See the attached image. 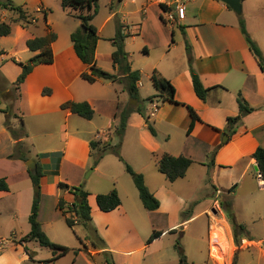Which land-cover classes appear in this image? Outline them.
Segmentation results:
<instances>
[{"label": "crops", "instance_id": "crops-1", "mask_svg": "<svg viewBox=\"0 0 264 264\" xmlns=\"http://www.w3.org/2000/svg\"><path fill=\"white\" fill-rule=\"evenodd\" d=\"M175 1L184 4L185 16L182 21L169 24L163 20V11ZM11 2L13 5L21 7L29 23L18 21L15 12L4 8L3 14L6 19L3 20V23L9 25L10 33L7 36H0V62L4 63L12 60L18 65V63H26L39 53L30 51L25 43L28 39L45 35L46 29L42 32L38 26L40 21L44 22L46 28L48 26L51 30L49 27L51 24L49 13L55 6H61V0H11ZM128 2L133 6L129 10H127ZM118 4L119 9L113 7L114 0H109L108 5L112 12L106 17L104 22L99 24V26L91 22L97 29L99 40L101 39L99 33L103 31L108 22L115 19L123 26V31L130 36L131 40H134V31L141 33L148 24H154L156 33L163 35L167 32L171 34L170 37L174 40L172 48L175 49L181 46L189 48L188 56L182 58L178 65L175 59L169 63H162L165 58H160L151 64L152 69L153 71L157 70L162 77L171 82L175 90V101L190 106L199 117L191 133L187 134L191 118L186 107L168 101L164 102L161 97H156L159 94L156 91V94L151 96L156 98L148 101V106L146 107L147 115L150 114V117L153 118L152 120L149 117V122L152 123L156 136L154 137L148 131V133L144 131L147 129L143 118L138 113H132L127 120L124 138L128 128L132 125L131 120H138V126L144 130L140 131L137 144L150 152L154 159V166L156 157H160L164 153L174 157L183 155L192 160L190 168L192 165L199 166L200 174L198 177L208 172V155L217 148L212 158L213 165L210 166L213 170L216 168H230L245 159L246 162L243 166L241 178L252 168L255 172V177H252L250 182H247L252 185L256 181L258 189L264 191V182L258 176L260 174L255 169L257 164L252 158L258 147L264 148V73L248 50L244 37L239 30L238 13H235L218 0H118ZM39 6L45 9V14L36 12ZM119 15L129 17L136 22L140 21L141 24H135L136 26L130 29ZM240 16L245 22L249 36L257 44L264 56V0L241 1ZM31 18L36 21L31 23ZM75 20L77 19L75 18ZM79 24L80 22L77 20V23L68 30L67 38L64 36L62 41L57 36L56 41L51 45L53 62L34 67L21 84L17 94L9 87L0 86V93L5 102H0V179H5L8 186V191H0V219L4 213L11 214L9 225L14 226L15 224L17 226L18 215L15 213L19 209L21 201L24 200L26 206L25 215L28 222L34 191L27 169L34 170L37 156L41 157L39 161L45 172V176L40 179L39 184L41 201H44L46 196L52 199L51 202L54 200L56 209L62 218L64 217L57 208L58 200L62 198L66 203L72 204L77 199L69 192L59 189V182L69 186H81L83 190L90 193L88 201L91 214L97 207L95 196L99 193H107L115 187L121 204L115 210L107 213L110 216V223L119 224L123 229L120 231L128 233L127 230H129L131 234L136 232V228L141 226L149 233L154 230L160 231L162 235L154 240L151 245L158 242L163 235L177 233L199 215H205L208 218L207 213L214 211V204L212 203L211 205V201H209V204H202L200 207L198 205L196 212L192 214L187 222L181 220L180 216L186 204L185 194L188 193L186 188L193 187L192 178L190 179L186 174L177 181L169 182L164 175L158 172L156 166V171H152L148 164H144L141 170L136 171L143 175L148 190L159 201V208L155 211H147L143 208L139 201L140 199L138 200V191L133 181L131 180L130 182L127 177H123L122 183H120L118 176L112 173L107 179H95L93 186L88 188L85 183L82 186V175L79 177L78 173H76L73 178L64 176L66 163L72 165L77 172L85 169L88 159L93 164L92 157H90V140L113 143L112 134L108 132L109 128L107 127L105 132L96 130L97 127L95 126L96 123H93V118L96 114H99L104 121L109 122V127H114L117 124L116 122H118L116 114L124 107L123 104L125 103L122 99L113 100L107 93L105 87L115 82L98 80L94 84H89L81 78V74L87 72L89 67L83 64L76 56L70 40V34L74 31L72 29L76 30ZM137 25H140L139 28H137ZM5 39H9L10 48L3 41ZM99 40L96 46L95 61L96 66L103 70L104 66L100 62V54L98 53ZM110 43V50L106 54L107 61L111 65L113 72H115L114 74L119 75L118 68L112 64L111 54L114 47L111 41ZM142 45L144 55L149 57L150 49L145 39ZM125 46L124 44V50L126 49ZM125 52L128 53L127 50ZM128 56L131 69L136 70L131 64L129 53ZM189 62H191L192 67L198 73L203 86L210 88L206 101L200 100L194 93L188 70ZM140 70L138 71L141 74ZM20 71L21 67L19 66L17 77L21 73ZM138 87H143L141 80ZM44 90L49 92L44 94ZM238 94L254 111L242 118V126L238 128L241 131L237 133V129L236 134L231 137L227 134L228 138L226 139L227 118L238 114ZM8 101L10 102L8 103ZM67 101H85L89 103L94 110L93 118L85 120L76 114L62 110L61 105ZM9 105L12 106L11 110H8ZM152 108H156L155 113L150 111ZM7 118L13 128H18L19 119H22L25 133L27 134L26 140L31 131L37 132L35 135H41L46 139L52 134L53 127H50V124L63 120V125H61L62 127L60 126L63 148L58 152L43 151L37 154L32 152L29 145V160H32L33 163L30 164L31 168L27 167L29 160L24 162L12 156L14 155L16 141L4 126ZM11 118L14 119V122H12ZM76 118H81L87 123L82 124V121ZM179 118L184 120L182 124L179 123ZM73 123H76L77 126H73ZM82 125L84 126L83 128H81ZM179 132L185 133L184 140H179L177 145L173 147V139L179 135ZM143 139L152 146L145 145L144 147ZM26 140L24 138L21 141L25 142ZM223 140H225L224 143H222ZM75 146L81 148L82 151L79 154L75 152ZM107 155L94 167L95 170L106 160ZM106 182H109V184ZM260 185L261 187H259ZM12 186L16 187L15 191H12ZM96 186L98 190H93L92 194L90 191H92V187ZM233 189L234 186L231 183L228 191L232 192ZM215 191L216 195L221 193L219 190ZM262 206L264 208V199ZM38 221L42 228L41 210L38 212ZM50 221L47 223V227L53 229L55 221L52 219ZM163 224L166 225L163 226ZM29 231L30 225L28 222L25 230L13 233L11 247H18L19 249L14 251L21 252L14 264H20L25 261L32 264H46L44 261L51 259L52 255L48 259H35L34 257L40 251L36 242L16 243L27 235ZM1 240L2 238H0V264H2V260L7 254L3 252L5 246ZM56 242L62 246L65 244L60 241ZM241 242L257 245L262 241L254 242L253 240L241 239ZM142 248L143 246L138 249L117 250L109 248L108 250L114 252V254L129 257L140 252ZM100 251L104 250H97V253ZM87 252L89 253L90 251L87 250ZM61 258L47 264H56ZM120 263L115 262L114 264Z\"/></svg>", "mask_w": 264, "mask_h": 264}, {"label": "rangeland", "instance_id": "rangeland-1", "mask_svg": "<svg viewBox=\"0 0 264 264\" xmlns=\"http://www.w3.org/2000/svg\"><path fill=\"white\" fill-rule=\"evenodd\" d=\"M108 2L109 0H99L97 13L94 16L92 23L99 26V24L104 22L106 17L112 12ZM113 7L119 9L118 0H114ZM131 8H133V6L128 2L127 10ZM50 12L51 24L49 27L62 41L64 36L67 38L68 30L77 23V20L73 17L71 10L65 12L60 5L52 8ZM119 17H121L122 21L126 26L130 27V29L135 27V24H141L140 21L136 22L129 17H122V15H119ZM4 19H6L5 16ZM38 26L42 32L48 28V26L46 28L42 21L39 22ZM118 26L119 21L117 19L112 20L111 22H108L103 31L99 33L101 37L98 48L100 62L104 66L103 70L112 74L115 72H113L111 65L107 61L108 58L106 57V54L110 50V40L115 37ZM139 26L137 25V28H139ZM124 34L126 35V32H124ZM133 34L135 35L134 40H131L128 35L124 39V44L126 45L125 50H127L131 56L130 59L133 68L136 70L141 69V82L143 87H138L137 100L129 97L124 82L122 81L111 83L110 86L105 88L107 89L109 97L113 100H124V107L126 105L133 107L138 106L146 111V107L148 106L147 99L153 94H156V90L150 81V76L153 72L151 64L160 58H165L162 63H169L171 60L175 59L178 65L182 58L188 56L189 48H183V46L175 49L172 48L174 46V40L170 37L171 34L167 32L163 35L156 33L154 30V24H148L141 33L134 31ZM144 39L148 42V48L150 49L149 57H146L142 51ZM3 41L10 48L11 43L9 39ZM18 70L19 66L12 60H8L4 63L0 62V86L11 88L15 94H17V91L20 88L16 87ZM134 101L135 103H133ZM0 102L5 103L1 93ZM9 102L10 101H8V103ZM8 107V110H11L12 106L9 105ZM150 111L155 113L156 108H152ZM148 117H150V114H148ZM150 118L153 120L152 117ZM11 119L12 122H14V119ZM76 119L82 121V124L87 123L81 118ZM93 121L94 124L96 123V130L105 132L107 127L109 128L108 132H111L113 137L112 144L116 145L120 143V155L135 172L141 170V167L144 164H148V167L151 168L152 171H156L153 156L148 150L137 144L139 133L141 130H144L138 126V120H131L132 125L128 128L126 137L124 138L123 135L121 139L115 134V128L117 127L118 122H116L117 124H115L114 127H109V122L104 121L103 117L99 114L94 116ZM183 122L184 120L179 118V123L182 124ZM18 124L20 125L19 122ZM61 125H63V120L50 124V127H53L52 134L46 139L41 135H35L37 132L31 131L27 140L25 138V147L30 145L32 152L37 154L43 151H60L64 146L61 139ZM73 126H77V124L73 123ZM241 126L242 119L241 122L235 126V129L237 130ZM83 127L84 126L82 125L81 128ZM77 128L82 130L80 127ZM144 131L147 132L148 130ZM240 131L241 129H238L237 133ZM184 136V132H179V135L175 136L173 139V147L177 145L179 140L183 141ZM143 143L144 145H142L144 147L145 145L152 146L150 143H147L145 139H143ZM74 150L78 154L82 151L79 146H75ZM212 153L213 152L211 151L208 155V164H210L211 159L213 158ZM14 157L15 156H13V158ZM245 162L246 160L243 159L230 168H216L215 170L209 166L208 172L203 173L201 177H198L200 174L199 166L192 165L191 168L189 167L190 169L188 168L189 171L187 170L188 173H186V175H188L190 179L192 178L193 187L186 188L188 193L185 194L186 204L180 216L181 220L185 221L190 218L192 214L196 212V207L198 205L200 207L202 204H209V201H211V205L212 203L214 204V211H209L207 213L208 218H206L205 215L197 216L177 233L163 235L158 242H155L152 245L151 243L147 244V240L152 231H150V233L149 231H145L143 226L136 228V232L132 234L129 230H127L128 233L126 231H120L123 229L119 224L110 223V216L107 214L110 212H102L97 209V207L91 214V221L88 226L78 224L73 228H69L66 225L64 218H62L57 211L54 200L51 202L52 199L47 198V196L44 201H41L40 198L39 212L41 210L43 231L52 242H64V246L71 249L70 252L63 256L56 264H114L115 262H121L120 264H178L179 249L183 251L189 262L196 264H232V259L236 252L238 264H264V208L262 206L264 191L258 189L256 181L252 185L249 183L250 179L255 177V172L252 168L241 178ZM64 171V176L68 178H73L76 173H78L79 177L82 175V186L85 183L88 188L93 186V181L95 179H107L112 173L115 174V176H118V181H120V183H122L121 180L123 177H127L130 182L132 180V177L125 171L124 164L120 162L114 154H108L106 160L96 170L94 169L91 160L88 159V163L84 170L77 172L72 165L66 163ZM106 183L109 184V182ZM231 183L234 186L233 193L228 191V187ZM35 187L36 186H32L34 194L38 192L35 191ZM11 188L12 191L16 190L15 186H12ZM91 190L92 191L90 192L93 194V190H98V187H92ZM215 190H219L221 193L216 195ZM110 191L111 189L107 193ZM225 204L228 206V209L224 207ZM15 214L18 215L16 220V223H18L17 226L15 224L14 226L9 225L11 214L4 213L0 219V238H2V244L5 246L3 252L7 253L2 260V264H14L15 260L18 259L21 254V252L14 251L18 250V247H11V240L13 233L22 232L28 225L27 217L25 215L26 206L24 200L21 201V205ZM229 218H233L235 224L242 225L243 228L238 231L240 239L245 238L246 240H253L254 242L261 240L262 242L257 245L244 244L239 239V247H236L233 241V233ZM50 219L55 221L53 229L47 227V223L51 222ZM165 225L166 224H163V226ZM36 245L39 247L40 251L37 256L34 257L35 259H48L51 257L52 253L49 249L41 248L38 244ZM141 246H143V248L140 252L130 255L129 257L121 256L116 253L114 254V252L108 250L109 248L117 250L138 249ZM85 249L90 252L88 253ZM97 250L104 251L97 253ZM20 264L32 263L25 261Z\"/></svg>", "mask_w": 264, "mask_h": 264}, {"label": "trees", "instance_id": "trees-1", "mask_svg": "<svg viewBox=\"0 0 264 264\" xmlns=\"http://www.w3.org/2000/svg\"><path fill=\"white\" fill-rule=\"evenodd\" d=\"M98 2L99 0H61L62 9L64 11L71 10V12L73 13V17H75L80 22V27H78L70 34V40L73 44L76 56L83 64L89 67V70L87 72L81 74V78L89 84H94L98 80H107L111 82L122 81L124 82L125 89L128 92L129 97L131 99L137 100V85L141 80V74L138 70L131 69L128 53H126L124 50V39L128 35H125L123 33L122 25L119 24L115 37L110 40L114 47V50L111 54L112 64L114 67L118 68L119 75L104 71L96 66L95 52L99 36L97 34L96 27L91 22L95 14L97 13ZM0 5L5 9H9L15 12L17 14L18 21H23L26 24L29 23V20L21 7L13 5L11 0H0ZM238 17L239 30L244 37L248 50L253 55L260 69L264 73V56L257 44L249 36L245 27V22L240 14H238ZM82 27L85 30H83ZM9 33V25L0 23V36H7ZM56 39V33L47 28L45 35L31 38L26 41V47L30 51L39 53L30 58L26 63H18V65L21 67V73L16 80L17 88H19L20 85L25 81L26 77L32 72L34 67L40 64H51L53 62L51 45L56 41ZM188 70L195 95L200 100L206 101L210 88H205L203 86L200 77L192 67L191 62H189L188 64ZM150 79L154 89L159 93L156 97H161L164 102L168 101L186 107L191 118L189 127L187 129V134H190L193 130L195 122L199 120V117L197 116L194 109L190 106H186L175 101V90L173 85L169 80L162 77L161 74L157 72V70H154L152 72ZM48 92V90H44V94H47ZM156 97H150L147 100L151 101ZM237 105L238 114L234 117L227 118V127L225 129V133L230 137L236 134L235 126L241 122V119L254 111L253 108L249 107L247 102L241 97L240 94L237 95ZM61 109L66 110L72 114H76L85 120H91L94 115V110L92 109L90 104L85 101H67L61 105ZM132 113H138L141 117L144 118L146 129L152 136L155 137L156 131L148 121L149 117L146 111L138 106L133 107L130 105H126L118 112V114H116L118 118V125L115 128L116 136L119 139L123 137L127 126V120ZM19 120L20 125L18 128L11 127L8 118L6 119L4 126L9 131L12 138L16 141L14 155L12 156H15L17 159L25 162L30 159V150L28 147H25L26 145L21 141L27 137V134L25 133L22 119L20 118ZM119 148L120 143L112 145L101 140H90L89 149L90 157H92L93 160V166L96 167L106 154H114L118 158V160L124 164L125 171L132 177L133 184L138 191V196L143 208L147 211L157 210L160 205L159 201L148 190L147 186L145 185L143 175L141 173L135 172L132 167L124 161V159L120 155ZM216 151L217 148L213 150V156ZM39 158L41 157L37 156V160H35V168L33 171H31L29 168L27 169L28 177L31 180L33 186H39L40 179L45 176V172L43 170L42 164L39 161ZM252 158L255 160L258 166L261 180L264 182V148L258 147L253 153ZM191 164L192 160L183 155L174 157L167 153H164L160 157H156L155 160V166L158 172L164 175L166 180H168L169 182H174L177 179L183 178ZM212 165L213 159L211 160L210 164H208V167ZM58 188L69 192L77 199L76 202L72 204L66 203L62 198H60L57 202V208L60 210L62 216L64 217L66 225L69 228H73L78 224L88 226L91 221V208L88 201L90 193L83 190L81 186H69L63 182L58 183ZM0 191H8L7 183L3 178L0 179ZM95 201L98 209L102 212H111L121 204L119 195L115 188L107 194L96 195ZM39 205L40 193L38 191L34 194L30 214L28 217L30 231L16 243L22 244L33 241L36 242L40 247L49 249L52 253V257L48 261H44V263H53L59 258L65 256L68 252H70L71 249L52 242L42 230L41 224L38 221ZM224 207L228 209V206L226 204L224 205ZM189 219L190 218L186 219L185 221ZM229 220L233 233V241L236 247H239L240 236L238 231L243 227L242 225L235 224L233 218H229ZM161 235L162 233L160 231L154 230L149 236L147 244L152 243ZM178 264L196 263L189 262L183 251L179 249ZM232 264H238L237 252L234 254Z\"/></svg>", "mask_w": 264, "mask_h": 264}, {"label": "built area", "instance_id": "built-area-1", "mask_svg": "<svg viewBox=\"0 0 264 264\" xmlns=\"http://www.w3.org/2000/svg\"><path fill=\"white\" fill-rule=\"evenodd\" d=\"M4 11L5 9L0 6V20H4ZM37 13L45 14V9L41 6L37 7ZM185 16V7L184 4L180 3L179 1H175L171 6H168L166 10L163 11V20L166 23L173 24L179 21H182ZM36 20L31 18L30 22L34 23ZM3 23V21H0ZM260 177V175H258ZM261 187V185L259 186ZM1 244V243H0ZM1 249V245H0Z\"/></svg>", "mask_w": 264, "mask_h": 264}, {"label": "water", "instance_id": "water-1", "mask_svg": "<svg viewBox=\"0 0 264 264\" xmlns=\"http://www.w3.org/2000/svg\"><path fill=\"white\" fill-rule=\"evenodd\" d=\"M218 1H221L222 3L227 5L235 13L240 14V12H241V0H218ZM82 29L85 30L83 27H82ZM133 103H135V101ZM225 138L227 139L228 135L227 136L225 135ZM225 140H223L222 143H224ZM32 163H33V161L29 160V163H28L27 167H30V164H32ZM255 169L259 173L258 166H256ZM35 189H36L35 191H39V186H36Z\"/></svg>", "mask_w": 264, "mask_h": 264}]
</instances>
